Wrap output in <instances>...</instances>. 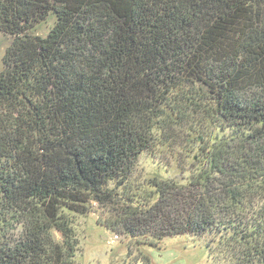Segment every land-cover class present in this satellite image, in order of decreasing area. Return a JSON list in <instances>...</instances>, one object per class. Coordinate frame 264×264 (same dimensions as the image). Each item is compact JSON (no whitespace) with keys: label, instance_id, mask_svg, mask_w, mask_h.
Masks as SVG:
<instances>
[{"label":"trees","instance_id":"16d2710c","mask_svg":"<svg viewBox=\"0 0 264 264\" xmlns=\"http://www.w3.org/2000/svg\"><path fill=\"white\" fill-rule=\"evenodd\" d=\"M0 32V264H75L95 206L130 246L264 264V0H0ZM159 149L189 174L136 182Z\"/></svg>","mask_w":264,"mask_h":264},{"label":"rangeland","instance_id":"374dc122","mask_svg":"<svg viewBox=\"0 0 264 264\" xmlns=\"http://www.w3.org/2000/svg\"><path fill=\"white\" fill-rule=\"evenodd\" d=\"M51 23L39 27L38 32L45 35ZM10 43L11 37L0 32V69L3 68V56ZM191 162L192 157L182 151L153 150L140 157L133 170V179L136 182L153 176L159 179H180L189 174ZM108 216L101 207L95 206L87 215L74 219L78 239L75 264H127L139 252L147 253L152 264H228L218 249H210L204 242L189 235L167 237L158 247L144 244L138 246L135 243L130 246L131 241L127 240L125 234L103 226L102 222ZM54 236L59 241L63 239V234L58 230L54 231Z\"/></svg>","mask_w":264,"mask_h":264}]
</instances>
